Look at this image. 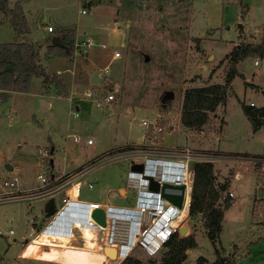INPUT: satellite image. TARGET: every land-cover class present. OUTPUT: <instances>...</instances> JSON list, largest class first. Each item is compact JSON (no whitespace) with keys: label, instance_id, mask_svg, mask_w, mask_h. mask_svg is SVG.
I'll return each mask as SVG.
<instances>
[{"label":"rangeland","instance_id":"rangeland-1","mask_svg":"<svg viewBox=\"0 0 264 264\" xmlns=\"http://www.w3.org/2000/svg\"><path fill=\"white\" fill-rule=\"evenodd\" d=\"M85 1L93 5L87 9V6L82 5V0H33L26 6V17L29 16L28 23L31 25L30 37L47 44L49 36L59 30L58 25L63 28L73 27L74 39L75 33L82 38L95 35L94 28H100L106 42L113 39L108 48L116 49L120 58L110 62L104 72L97 70L102 66L95 67L94 73L100 77V82L90 81L87 88L96 94V98L114 91V99L107 105L95 107L92 103L94 97L83 96L86 102L77 105V93L72 94L75 95L71 97L72 103L62 97L51 98L47 96L51 95V91L43 88L40 77L30 81L24 93H0V102L5 96L11 95L6 104H0V177L16 176L19 189H31L37 184L35 174L39 170L63 173L74 171L89 160L133 143L138 133L140 137L144 133L139 125L141 118L160 125L171 122L173 129L166 128L156 134L162 137L160 142L166 146L187 147L203 155L199 161L212 163L216 180H230L229 188L236 204L226 212L219 241L215 246L217 249L220 247V253L224 254L229 241L243 238L246 230L243 218H246L248 205L251 204L254 221L262 222L264 216V156L254 157L256 160L249 164L256 175L255 186V176L249 171L243 173L241 180H232L235 171H242L240 165L244 163L222 159L225 154L218 150L245 148L248 151L250 136L247 137L246 118L238 101L246 104L251 100L256 106L264 104V0ZM81 7L88 10L86 14H79ZM5 16L10 20V14ZM35 19L41 21L35 22ZM17 21V29L21 30L23 22ZM105 22V25L114 28L115 35L105 28ZM40 23L42 26L49 24L54 31L42 34ZM11 38L13 34L10 26L0 22V42H8ZM239 43H263L262 54L244 58L235 65L242 79L238 76L232 79L231 90L225 95L227 99L224 108L222 104L225 101L208 112L206 122L198 128L180 126L183 93L192 88L223 84L229 65L225 56ZM100 49V54L105 51L104 48ZM51 57L43 64L45 74L53 75L56 69L70 68L68 59ZM255 58L258 59V66H252ZM63 75L69 77L68 73ZM81 91H85L83 87ZM166 91L172 92L171 98L163 97ZM41 101L49 102V107H42ZM74 104L79 110L77 117L72 118L68 110ZM221 129L223 132L218 136ZM73 134L79 137L78 142L72 140ZM165 134L167 138L163 139ZM87 137L91 138L92 144H84ZM253 141L250 152L264 153V128L254 134ZM51 147L53 151L49 153ZM39 148L45 150L47 158L37 153ZM230 155L244 156L241 153ZM131 163L130 159H113L93 168L84 177L91 182L92 188L82 186L79 199L127 205L131 192H127L126 171ZM7 164L12 168L6 167ZM119 187H126L125 199L116 195ZM257 190H261V195L256 194ZM47 201L48 198H39L30 204L0 203V264H60L16 257L23 249L33 247V240L23 245L21 239L33 237L38 225L43 223ZM54 204H60L59 196H54ZM186 224L188 232L185 234L191 235L196 244L189 248L190 251L186 249L185 259L180 264H213L214 248L205 236L201 216L190 217ZM9 228L13 230L12 235H6ZM82 235L86 239L83 247H76L79 246L78 240L70 243L76 246L65 241L67 249H62L85 258L88 264H115L106 255V258L97 260L101 252L95 250L93 243L87 240L93 235L92 232L84 229ZM259 235L264 237V229ZM176 237L170 246H176ZM50 247L43 245L40 249L47 251ZM169 247L153 256L135 251L131 258L141 264H156ZM62 253L60 250L56 255ZM251 256L249 260L254 264L263 263L264 243L253 247ZM199 257L202 260L197 263ZM227 258L228 264H234L235 258L230 252Z\"/></svg>","mask_w":264,"mask_h":264},{"label":"built area","instance_id":"built-area-1","mask_svg":"<svg viewBox=\"0 0 264 264\" xmlns=\"http://www.w3.org/2000/svg\"><path fill=\"white\" fill-rule=\"evenodd\" d=\"M80 12L85 13V9ZM52 30L51 26H46L47 32ZM93 45V40L88 36L74 39L72 55H84ZM112 57L119 58V52L113 49ZM252 65L258 66L257 58L252 61ZM82 95L86 98L94 97L93 103L96 107L107 105L114 99V91L99 98L90 90H85ZM248 105L253 106V103L249 102ZM68 113L72 118L77 117V105H71ZM139 125L144 132L140 139L120 147L115 152L89 160L74 171L63 173L42 169L36 174L38 185L31 189H19L16 176L0 177V203L30 204L39 198L52 199L53 212L43 217V223L38 225L33 234L36 238L45 235L48 238L65 240L71 246H76L70 243L78 240L79 246L76 247H83L86 239L82 231L85 229L93 234L87 240L93 243L95 250L103 254L105 247L114 249L115 264L131 257L135 251L147 256L156 255L172 245L174 234L179 236V227L186 226L185 231H188L186 223L189 219L194 174L192 163L203 159V155L187 147L166 146L160 142L162 137L156 134L162 133L166 128H173L171 122L160 125L155 121L141 119ZM72 139L74 142L79 141L77 135H72ZM91 143V138L85 139L86 145ZM37 153L43 158L48 157L41 148ZM123 158L132 162L126 171L127 192H131L127 205L79 199L82 186L86 189L92 188L91 182L84 177L93 168L108 160ZM126 187L117 189L116 195L120 199L125 197ZM167 195H181L179 205ZM227 195L231 196V193L228 192ZM54 196L60 198L58 206L54 204ZM94 209L102 211L103 225L93 218ZM12 234L13 230L9 228L6 235ZM33 237L22 238L21 244L25 245Z\"/></svg>","mask_w":264,"mask_h":264},{"label":"trees","instance_id":"trees-1","mask_svg":"<svg viewBox=\"0 0 264 264\" xmlns=\"http://www.w3.org/2000/svg\"><path fill=\"white\" fill-rule=\"evenodd\" d=\"M90 4L84 3L83 5L90 6ZM16 6L13 9H8L7 0H0V12L10 14V24L16 32H19L17 20L22 21L23 18L20 8L18 5ZM55 36L60 44H51L49 38L46 52L71 59L74 41L73 27L61 28ZM262 46L263 43H239L234 45L225 56L229 61V65L224 75L223 84H211L186 90L181 100L179 115L181 125L190 129L203 125L207 120V113L212 112L217 105L225 101L227 91L231 90L232 79L235 76L242 79V74L235 69V65L254 54L261 55ZM37 55L36 47L26 42L0 43V90L25 92L31 78L35 76L41 78L42 84H52L60 93H65L64 84L56 76L44 73L42 67L37 63ZM6 65H9V68L3 70ZM238 103L252 130H256L264 123V106L253 108V106ZM192 168L194 174L190 191L189 217L201 216L205 236L214 248L215 259L213 264H228V258L219 251L221 248L217 249L215 247L219 241L222 212L229 205L227 200L223 204L218 203L220 192L224 189V186H214L213 166L210 161L194 162ZM176 236L174 234V237ZM33 243V247L23 249L19 256L33 260L54 261L60 264H88L85 258L77 257L70 251L65 250L67 249L65 240H56L45 235H39L38 238H33ZM43 245H51V247L49 250L44 251L40 249ZM193 246H195V242L191 235L177 238L176 246H170L164 251L162 258L156 264H180L185 259V250ZM60 250L63 253L59 256L56 255V252ZM201 260L199 257L197 263H200ZM120 264L141 263L127 257Z\"/></svg>","mask_w":264,"mask_h":264},{"label":"crops","instance_id":"crops-1","mask_svg":"<svg viewBox=\"0 0 264 264\" xmlns=\"http://www.w3.org/2000/svg\"><path fill=\"white\" fill-rule=\"evenodd\" d=\"M32 2H33V0H7V8L8 9H13L16 5H18V7L20 8V11H21V16L23 18V20H22L23 28H21V30L19 31L18 36L17 35L15 36L16 31H14V29H12V26L10 24L9 19L7 18V16H5L7 14H3L2 12H0V22H5V23H7L10 26L11 33L13 34V39L11 38V40H9L8 42H26V43L32 44V45H34L36 47L37 54H38L37 55V63L43 69V64H44L45 60L49 59L51 56L55 57L57 59H62V60H65V59L67 60L68 58H63V57L57 56L55 54H48L46 52V45L47 44H45L43 41H38V40H36L34 38L32 39L30 37V26L31 25H29V23H28L29 16L26 17V6L28 7V5H30ZM82 3H89V2L88 1L86 2L85 0H82ZM92 5L93 4H90V6H87V7H86V5H84V7H86L88 9ZM98 5L99 4H96V6H98ZM83 8L81 7L78 10L79 14H86L87 13V11H88L87 9L85 10V13H81L80 12V10L83 9ZM37 21H41V19L40 20L35 19V22H37ZM106 23L107 22L104 23L105 28L108 29L111 33H113V35H115L116 31L114 30V28L112 26H110V25L109 26L105 25ZM46 26H49V24H44L42 26L41 23H40V28H41V33L42 34L47 32L46 31ZM206 27H208V26H206ZM57 28L60 29V28H63V26H59L58 25ZM94 29L96 31L95 35H86V36L90 37L93 40V43H94V45L87 51V53L84 54V55H78V54L73 55V59L71 58V60H69V59L67 60V61L70 62V68L56 69L55 73L53 74L54 76H56L58 78V80L62 84H64V86L66 88L65 93H63V94L60 93L57 89H55V87L52 84H48V85L42 84L43 88L48 89V90L51 91V95L47 94L48 97H51V98L62 97L64 99H67L69 101V103H72L71 97L75 96V95H72V94L73 93L74 94L77 93L78 94V97H77L78 101H76L78 103L77 105H81V104L85 103L86 101H85V98H83L82 91L79 92V90L82 87L84 88V90H89L87 88V86L89 85V82L91 81L90 80V78H91L90 76L92 75V73H94L95 67L102 66L101 69L97 68V70L98 71L102 70L104 72V71H106L108 69V64H110V62L120 58V54H119V58L114 59L112 57V49L108 48V45L113 43V39H111L112 40L111 42H106L103 39V35H102L103 31H101L100 28H98V27H95ZM53 31L54 30H52V32ZM52 32H47V33H52ZM55 35H53V36H55ZM51 37L52 36H49L50 43H51ZM44 38H46V37L44 36ZM98 38H99V40H98ZM75 39H77V40L81 39L78 36L77 33H75ZM0 43H7V41L0 42ZM100 48H104V50H105V51L101 52V54H100V51H99ZM100 50H102V49H100ZM107 58H108V60H107ZM104 64H106V65L104 66ZM64 73H68L69 77L68 78L64 77V75H63ZM34 79H35V76L32 77L30 81L32 82ZM57 91L60 94H58ZM67 92H68V94H67ZM0 93H3V94L7 93V94L15 95V94H21V93H24V92L0 90ZM10 96H5V99L1 100L0 104L1 103H5L6 104L7 103L6 101L8 100V98ZM226 99H227V97H225V102H224V104H222L223 108H224V105L226 103ZM249 102H251V100H249ZM46 103H47V107H45V108L47 109L49 107L50 103L49 102H46ZM92 103H93V101H92ZM240 103H242L244 105L248 104V102H246V104H245L244 101H241ZM93 105H94V103H93ZM262 106H264V104L263 105H259V106H256L255 103L253 104V107H256V108L262 107ZM77 108H78V106H77ZM216 108H218V105H217ZM78 110H79V108H78ZM141 119H143V118H141ZM223 121L225 122L224 117H223ZM180 126H182V125H180ZM245 126H246V129L248 131V136L247 137L250 136V138H248V139H250V141L248 142V146H247V149H246L249 152L245 151L244 150L245 148H237L236 150H233V151H222V150L218 149L219 151H221V153L225 154L224 156H222V159L226 158V159L232 160L233 162H236V163H239V164L244 163L243 165L242 164L240 165L242 167V171H240V172L239 171H235V173L233 174V177L238 178V179L235 180V178L232 179V177H231V179L234 180V181L241 180V178L243 176V173L245 171H249L248 173L253 174L255 176V180H256L255 172L250 168L249 164H251V162L253 163L254 160H256V159H254V157L264 156V153H261V152H256V153L255 152H250L251 151L250 147L252 146V144L254 142L253 141L254 134H256V132H258L259 129L264 128V123L261 124L256 130H252L250 123L246 119ZM182 127H184V126H182ZM222 132H223V129H221V131L219 132L218 136H220ZM139 137L140 136H139V133H138L136 139L139 138ZM87 138H89V137H87ZM166 138H167V134H165L163 136V139H166ZM92 143H93V141H92ZM84 144H85V141H84ZM88 145H90V144H88ZM50 151L51 152L53 151V147H51ZM50 151H49V153H50ZM240 153L243 154L244 156L241 157V156L230 155V154H240ZM49 162L51 163L52 160L49 159ZM9 168L11 169L12 166L9 165ZM40 171L41 170H39L38 172H40ZM212 172H213V169H212ZM36 174H35V180H36V183H37L36 185H38V180H37ZM213 176H214V181L213 182H214V186L215 187L216 186H220V185L224 186V189L220 192V196L218 198V203L219 204H223V202L226 201V200L229 202V205L227 206V208L223 209V212H222V218H221V221H220L221 230H222V224L225 222V214H226L227 211H230V209L232 208V206H234L236 204V202H235V199H234V194L232 193V191L229 188L230 187V180H229V182L216 180L214 172H213ZM255 186H257V180H256ZM121 188L122 187H119V189H121ZM228 192L231 193V196L227 195ZM44 216L45 215H43V217ZM243 219H244L243 227L246 229L245 233L243 234V238L240 239L239 241H229L228 242V247L226 249H224V254H222V255L227 257V254L230 252V254H232V256L235 258L234 264H254V262L250 261L249 259L252 257L251 256V250L253 249V247L256 248L259 245V243L260 244L264 243V237L261 238L260 235H259V233H261L263 231V229H264V216L262 218V222H259L258 220L254 221L253 217H252V214H251V204H250V205H248L247 210H246V218L244 217ZM221 230H220V233H221ZM187 232L188 231H186V233ZM220 233H219V235H220ZM261 239H263V240H261ZM195 244H196V242H195ZM251 244H254V245L250 246L247 249L243 248V247H247V246H249ZM230 248L233 249L232 251L235 250V252L233 253L232 251H230ZM190 249H189V251H190ZM244 249H245L246 252H244ZM18 254L16 255V257L18 259L28 260V261L29 260L36 261V260H33V259H28V258H20L18 256ZM212 260H214V259H212ZM212 260L209 261V262H212ZM36 262H40V261H36ZM43 263H47V262H43ZM261 263H256V264H261ZM262 264H264V257H263V263Z\"/></svg>","mask_w":264,"mask_h":264},{"label":"water","instance_id":"water-1","mask_svg":"<svg viewBox=\"0 0 264 264\" xmlns=\"http://www.w3.org/2000/svg\"><path fill=\"white\" fill-rule=\"evenodd\" d=\"M51 44H60V42H59V40H58V38L56 36H52L51 37ZM7 68H9V65H6L3 68V70H6ZM90 80L92 82H100V77L97 74L93 73L91 75ZM163 97L165 99L166 98H171L172 97V92L171 91H166L164 93ZM40 105L42 107H47V103L44 102V101H41ZM6 167L9 168V165L7 164ZM153 187L155 188V184H153ZM256 194L258 196L261 195V190H257ZM167 196H169L177 205H179L181 195H176V196L167 195ZM52 212H53V201H52V199H48V201L46 202V204L44 206V215L48 216ZM92 216L99 224H101V225L104 224L103 214H102V211L100 209H94L92 211ZM185 230H186V226H181V227L178 228L177 233H178L179 237H183V236L186 235L185 234L186 233ZM187 251L188 250H186L185 252H187ZM103 254L106 255L108 258L113 259L114 258V249L105 247L103 249Z\"/></svg>","mask_w":264,"mask_h":264},{"label":"bare ground","instance_id":"bare-ground-1","mask_svg":"<svg viewBox=\"0 0 264 264\" xmlns=\"http://www.w3.org/2000/svg\"><path fill=\"white\" fill-rule=\"evenodd\" d=\"M72 196H73V194H72ZM84 243V242H83ZM103 259V258H106L102 253H100L99 255H98V257H97V260H100V259Z\"/></svg>","mask_w":264,"mask_h":264}]
</instances>
